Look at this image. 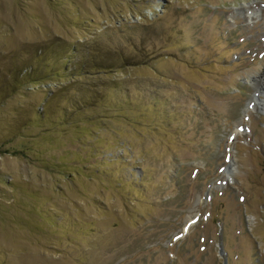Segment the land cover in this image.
Here are the masks:
<instances>
[{"label":"rangeland","instance_id":"obj_1","mask_svg":"<svg viewBox=\"0 0 264 264\" xmlns=\"http://www.w3.org/2000/svg\"><path fill=\"white\" fill-rule=\"evenodd\" d=\"M257 90L264 0H0V264H264Z\"/></svg>","mask_w":264,"mask_h":264},{"label":"bare ground","instance_id":"obj_2","mask_svg":"<svg viewBox=\"0 0 264 264\" xmlns=\"http://www.w3.org/2000/svg\"><path fill=\"white\" fill-rule=\"evenodd\" d=\"M262 91L260 90H257L253 96V98L251 99L252 102H256L257 104H264V98H262L260 95H261ZM227 165V164H226ZM229 166V165H228ZM227 166V167H228ZM226 167V166H225ZM225 168L224 172L225 174L228 173V168ZM189 225H186L184 227V231H186V229L188 228Z\"/></svg>","mask_w":264,"mask_h":264},{"label":"water","instance_id":"obj_3","mask_svg":"<svg viewBox=\"0 0 264 264\" xmlns=\"http://www.w3.org/2000/svg\"><path fill=\"white\" fill-rule=\"evenodd\" d=\"M219 250H221V247L219 246Z\"/></svg>","mask_w":264,"mask_h":264}]
</instances>
